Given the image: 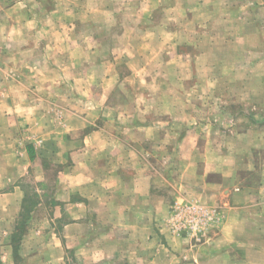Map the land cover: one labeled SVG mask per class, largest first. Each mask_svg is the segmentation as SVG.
Segmentation results:
<instances>
[{
  "label": "crops",
  "instance_id": "0c3cea01",
  "mask_svg": "<svg viewBox=\"0 0 264 264\" xmlns=\"http://www.w3.org/2000/svg\"><path fill=\"white\" fill-rule=\"evenodd\" d=\"M245 3L0 0L1 264H264V212L250 207L264 167L257 190L223 150L238 145L220 127L224 110L207 102L224 82V47L207 40L239 44L228 31ZM111 17L122 24L113 45ZM176 149L181 174L156 166ZM33 178L43 187L29 208ZM181 196L219 202L220 229L171 235Z\"/></svg>",
  "mask_w": 264,
  "mask_h": 264
},
{
  "label": "rangeland",
  "instance_id": "374dc122",
  "mask_svg": "<svg viewBox=\"0 0 264 264\" xmlns=\"http://www.w3.org/2000/svg\"><path fill=\"white\" fill-rule=\"evenodd\" d=\"M244 1H248V3L240 4L244 7L242 11L245 13L244 18L237 20L238 31H228V39L236 38L239 44L229 50L226 48L223 35L218 40L213 36V40L211 38L207 40L208 46H214L217 41V47L221 45L224 47L221 55L219 54L220 51L218 53L216 51L217 58L220 56L218 58V66H220L218 71L224 77L223 84H218L217 89L218 92L220 89V92L223 93L222 99L216 101V103L212 102V99H208L207 102L209 108L220 107L224 110V116L220 119V127L227 136L237 137L238 140L233 141V144L238 143V145L232 148H223V150L229 151L232 156L239 160L240 175L258 190L264 167V0ZM251 2L253 4H250ZM240 15L242 16L243 13H240ZM111 20L106 29L111 31L110 41L113 45L119 43L118 37L114 35L122 30V24L114 17H111ZM209 32L214 33L213 31ZM230 44L232 45V42ZM245 44L254 45L255 49L248 53L244 48ZM246 58L251 60L248 61ZM209 63L211 62L207 61V64ZM210 87L207 84V88ZM158 102L159 105L162 104V101ZM192 105L198 107L199 101H192ZM236 122L238 123V132L232 129ZM202 139L200 137V140ZM205 150L206 148L200 147L198 151L204 153ZM174 154L171 163L166 164L165 160L159 158L156 166L163 169L169 168L174 175L181 174L185 166L181 158L182 153H179V150L176 149ZM164 155V151L160 150L159 157ZM200 155H198V159H200ZM252 159L255 160V164H251L253 163L250 161ZM241 160H244V163H241ZM250 166L252 170H249ZM202 168L200 161L198 169L201 171ZM48 170L50 172L48 181L53 182V174L56 172L57 167L51 164ZM0 173H2L1 170ZM23 183L33 191L27 203L28 207L31 208L33 204H37L41 200L37 189L43 187V185L36 178ZM163 191H165V188H159L160 193ZM178 198L175 197L171 215L165 223L171 235L186 234L192 237L209 235L218 231L220 224L224 223L225 213L219 202L203 201L194 196H181L177 200ZM251 205V208L264 212V196L256 197V201L252 202ZM188 206L190 207L189 211L185 209ZM22 216H26V211L22 213ZM262 219L264 220V215ZM253 227L255 229L254 225ZM256 231L260 234V243H264V224L263 226H256Z\"/></svg>",
  "mask_w": 264,
  "mask_h": 264
},
{
  "label": "trees",
  "instance_id": "16d2710c",
  "mask_svg": "<svg viewBox=\"0 0 264 264\" xmlns=\"http://www.w3.org/2000/svg\"><path fill=\"white\" fill-rule=\"evenodd\" d=\"M23 217V218H22ZM20 220H18L20 226L26 221L27 217H28V212L26 211V216H22ZM21 228V227H20ZM14 249L17 252V250L19 249V245L16 244L14 245ZM0 264H1V253H0Z\"/></svg>",
  "mask_w": 264,
  "mask_h": 264
},
{
  "label": "built area",
  "instance_id": "2783aa9c",
  "mask_svg": "<svg viewBox=\"0 0 264 264\" xmlns=\"http://www.w3.org/2000/svg\"><path fill=\"white\" fill-rule=\"evenodd\" d=\"M185 209L187 210V211H189L190 210V207L188 206V207H185Z\"/></svg>",
  "mask_w": 264,
  "mask_h": 264
}]
</instances>
